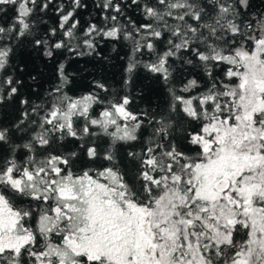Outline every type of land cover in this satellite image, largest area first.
<instances>
[{
  "label": "snow or ice",
  "instance_id": "1",
  "mask_svg": "<svg viewBox=\"0 0 264 264\" xmlns=\"http://www.w3.org/2000/svg\"><path fill=\"white\" fill-rule=\"evenodd\" d=\"M0 264H264V0H0Z\"/></svg>",
  "mask_w": 264,
  "mask_h": 264
}]
</instances>
